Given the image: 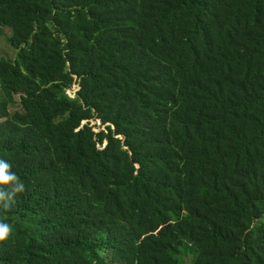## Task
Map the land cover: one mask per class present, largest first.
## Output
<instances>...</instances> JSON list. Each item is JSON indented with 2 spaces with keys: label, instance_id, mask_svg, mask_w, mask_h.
I'll return each instance as SVG.
<instances>
[{
  "label": "trees",
  "instance_id": "1",
  "mask_svg": "<svg viewBox=\"0 0 264 264\" xmlns=\"http://www.w3.org/2000/svg\"><path fill=\"white\" fill-rule=\"evenodd\" d=\"M0 159V264H264V0H0Z\"/></svg>",
  "mask_w": 264,
  "mask_h": 264
},
{
  "label": "clouds",
  "instance_id": "2",
  "mask_svg": "<svg viewBox=\"0 0 264 264\" xmlns=\"http://www.w3.org/2000/svg\"><path fill=\"white\" fill-rule=\"evenodd\" d=\"M73 84L76 86L73 93L68 90L70 86L66 89L67 93L71 96H74L80 87L77 81H74ZM85 123L91 125L94 131H98L104 127V124H101L100 117L95 115L94 117L83 118L76 129H79ZM24 191L25 184L17 173L12 171V165L8 161L0 159V243L6 242L12 232L11 226L5 222L6 214L15 205L17 197Z\"/></svg>",
  "mask_w": 264,
  "mask_h": 264
},
{
  "label": "rangeland",
  "instance_id": "3",
  "mask_svg": "<svg viewBox=\"0 0 264 264\" xmlns=\"http://www.w3.org/2000/svg\"><path fill=\"white\" fill-rule=\"evenodd\" d=\"M76 89V86L73 84L72 86H70V88H68V90H70L71 93H73V91ZM190 258L191 255L189 253H187L184 257L183 260L185 263H189L190 262Z\"/></svg>",
  "mask_w": 264,
  "mask_h": 264
}]
</instances>
